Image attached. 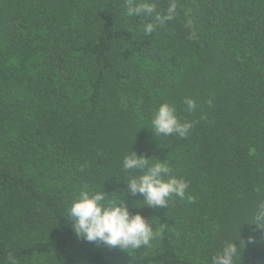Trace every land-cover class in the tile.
Listing matches in <instances>:
<instances>
[{
	"label": "trees",
	"instance_id": "trees-1",
	"mask_svg": "<svg viewBox=\"0 0 264 264\" xmlns=\"http://www.w3.org/2000/svg\"><path fill=\"white\" fill-rule=\"evenodd\" d=\"M178 4L144 34L125 0H0V264H211L234 240L236 264H264V0ZM165 101L186 138L151 129ZM133 150L166 160L185 197L139 206ZM83 189L160 234L130 252L78 238L66 216Z\"/></svg>",
	"mask_w": 264,
	"mask_h": 264
},
{
	"label": "clouds",
	"instance_id": "clouds-1",
	"mask_svg": "<svg viewBox=\"0 0 264 264\" xmlns=\"http://www.w3.org/2000/svg\"><path fill=\"white\" fill-rule=\"evenodd\" d=\"M125 14L150 18L143 27L144 34L156 31L173 21L179 10L178 0H169L166 8L159 9L155 0H125ZM192 38L191 36L189 37ZM189 110H195L196 102L185 100ZM151 129L155 135L186 138L192 123L182 121L176 108L165 101L156 109ZM136 171L139 174L126 177L127 194H140L143 204L139 206L163 207L175 195L185 197L188 182L184 178L172 174L166 160L151 162L149 157L138 155L135 150L127 153L123 159V171ZM118 197L108 198L105 191L83 189L73 199L68 208L69 221L73 222V230L77 237L88 242L98 241L107 247H119L122 250L141 249L151 246V242L160 233L154 228L151 218L140 213H132L127 204ZM260 228H264V203L257 206L253 220ZM253 238L249 237L251 241ZM241 245L234 241L226 243L221 251L211 258V264H236ZM10 264H16L10 258Z\"/></svg>",
	"mask_w": 264,
	"mask_h": 264
}]
</instances>
